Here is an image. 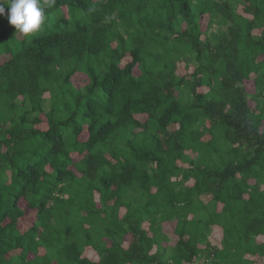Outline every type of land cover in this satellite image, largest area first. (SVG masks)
I'll list each match as a JSON object with an SVG mask.
<instances>
[{
	"label": "trees",
	"instance_id": "trees-1",
	"mask_svg": "<svg viewBox=\"0 0 264 264\" xmlns=\"http://www.w3.org/2000/svg\"><path fill=\"white\" fill-rule=\"evenodd\" d=\"M43 5L0 16V264H264V0Z\"/></svg>",
	"mask_w": 264,
	"mask_h": 264
},
{
	"label": "clouds",
	"instance_id": "clouds-1",
	"mask_svg": "<svg viewBox=\"0 0 264 264\" xmlns=\"http://www.w3.org/2000/svg\"><path fill=\"white\" fill-rule=\"evenodd\" d=\"M5 5L8 23L24 36L38 32L45 23L43 0H0V16L5 15Z\"/></svg>",
	"mask_w": 264,
	"mask_h": 264
},
{
	"label": "rangeland",
	"instance_id": "rangeland-1",
	"mask_svg": "<svg viewBox=\"0 0 264 264\" xmlns=\"http://www.w3.org/2000/svg\"><path fill=\"white\" fill-rule=\"evenodd\" d=\"M203 23L206 24L207 20H203ZM193 70V69H192ZM87 76L84 74H77L74 79L73 82L77 87H83L86 82H87ZM87 138V136H85V139Z\"/></svg>",
	"mask_w": 264,
	"mask_h": 264
}]
</instances>
